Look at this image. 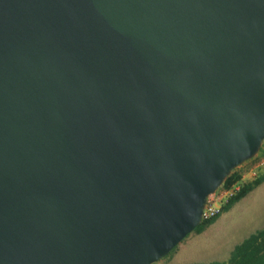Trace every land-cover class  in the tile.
<instances>
[{"label":"water","instance_id":"water-1","mask_svg":"<svg viewBox=\"0 0 264 264\" xmlns=\"http://www.w3.org/2000/svg\"><path fill=\"white\" fill-rule=\"evenodd\" d=\"M264 139V0H0V264H152Z\"/></svg>","mask_w":264,"mask_h":264},{"label":"crops","instance_id":"crops-1","mask_svg":"<svg viewBox=\"0 0 264 264\" xmlns=\"http://www.w3.org/2000/svg\"><path fill=\"white\" fill-rule=\"evenodd\" d=\"M262 155H264V139L261 141L260 146L258 151L256 152L255 159H252L253 162L256 159H259ZM256 168V175H260L264 173V160L262 164L258 165ZM261 169L259 172L258 170ZM254 176H251L250 174H246L244 176V182L250 181ZM264 185V180L255 186L253 189H251L249 192H247L242 198H240L238 201H236L234 204H232L226 211L221 212L219 215H217L210 224H208L201 232L199 233H194L190 232L187 236H185L178 244L167 253L165 257H163L160 261L154 262L155 264H184L183 261H189L187 259H191V255H193L194 260H192V263H205L203 262L204 260L201 259H196L197 256L199 255H210L212 253H225L229 252L232 249V247L235 245L233 244L232 246H227L228 245V240L232 238L234 232L232 231L234 226L232 225V218L231 215L235 214V209L236 207L241 205V202L245 200L246 196L253 190L259 189ZM262 204L264 205V192L262 195ZM236 206V207H235ZM242 206V205H241ZM240 206V207H241ZM245 207V206H244ZM240 213L243 215L241 219L246 217L249 214L246 213V209L242 208L241 210L237 211V213ZM261 211L257 215H261ZM258 217V218H259ZM264 219V213L261 215V217L257 220L260 221V219ZM256 219V217H255ZM263 228V227H260ZM259 229V228H257ZM221 230L222 231V236L223 239L219 241L218 243H215L213 240H210L208 244L204 245V247L199 246L200 238L206 235H213L215 231ZM256 230V229H255ZM228 257V256H227ZM227 257L224 259L226 260ZM196 259V260H195ZM202 261V262H200ZM206 261V260H205ZM213 261V260H210ZM209 261V262H210ZM218 261H223V260H218ZM208 263V261L206 262Z\"/></svg>","mask_w":264,"mask_h":264},{"label":"trees","instance_id":"trees-1","mask_svg":"<svg viewBox=\"0 0 264 264\" xmlns=\"http://www.w3.org/2000/svg\"><path fill=\"white\" fill-rule=\"evenodd\" d=\"M237 167L238 166L232 168L229 171L228 175L225 176V178L218 187H227L230 184L240 179L242 171ZM263 180H264V173L254 176L250 181L242 182L238 191H236L234 195L229 197L227 201L220 207V212L217 215H219L223 211H226L232 204H234L236 201L242 198L247 192H249L255 186L260 184ZM216 216L208 220L200 221V223L197 226H195L191 232L194 233L201 232L208 224L212 222V220ZM193 264H264V227L254 230L246 237H244L240 242L235 244L230 250L226 260L223 261L213 260L208 263H193Z\"/></svg>","mask_w":264,"mask_h":264},{"label":"rangeland","instance_id":"rangeland-1","mask_svg":"<svg viewBox=\"0 0 264 264\" xmlns=\"http://www.w3.org/2000/svg\"><path fill=\"white\" fill-rule=\"evenodd\" d=\"M256 155V153L254 154V156ZM253 157H251L250 159H247L245 161H243L241 164L237 165L238 169H240L241 171H245L248 168H250L252 166V162H253ZM254 170H256V168H254ZM261 169L258 170V172ZM256 173V171H255ZM264 192V185L262 187H260L259 189L253 190L251 191L245 198V200H243V202H241V207L238 206L235 209V214L231 215L232 218V225L234 226L233 228V236L232 238H230L228 240V245L227 246H232L233 244H237L238 242H240L244 237H246L248 234H250L251 232H253L255 229L260 228V227H264V219H260V221H257L261 215L264 213V205L262 204L261 201L262 200V195ZM245 206V207H244ZM242 208L246 209V213L249 214L244 217L243 219H241L243 217V215H241L239 212L237 213V211L241 210ZM259 211H261V215L259 217V215H257L259 213ZM256 217V219H255ZM259 217V218H258ZM223 239L222 236V231L218 230L215 231V233H213V235H206L203 236L202 238H200L199 242V246L204 247V245L208 244L210 240H213L215 243H218L219 241H221ZM167 255V254H166ZM165 255V256H166ZM164 256V257H165ZM228 256V252L225 251V253H212L210 255H199L196 257V259H201L204 260L203 262H209L210 260H224L226 257ZM163 258V257H162ZM162 258L158 259L157 261H160ZM191 259H187L189 261H183L184 264H190L192 263V260H194L193 255H191L190 257ZM195 259V260H196ZM206 260V261H205ZM202 262V261H200ZM182 264V263H181Z\"/></svg>","mask_w":264,"mask_h":264},{"label":"built area","instance_id":"built-area-1","mask_svg":"<svg viewBox=\"0 0 264 264\" xmlns=\"http://www.w3.org/2000/svg\"><path fill=\"white\" fill-rule=\"evenodd\" d=\"M263 160L264 155L252 162V166L250 168L242 171L238 181H235L227 187H217L212 193L208 194L201 210L200 221L208 220L216 216L220 212V207L227 201V199L238 191L241 183L244 182V176L246 174L254 176V168L262 164Z\"/></svg>","mask_w":264,"mask_h":264}]
</instances>
